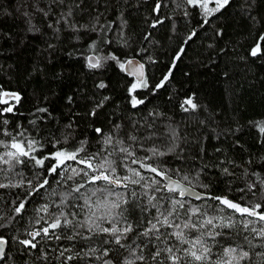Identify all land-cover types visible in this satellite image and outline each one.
<instances>
[{"label": "trees", "instance_id": "16d2710c", "mask_svg": "<svg viewBox=\"0 0 264 264\" xmlns=\"http://www.w3.org/2000/svg\"><path fill=\"white\" fill-rule=\"evenodd\" d=\"M68 7L73 11L71 19L83 26L78 32L61 19ZM262 36L264 0H229L211 15L187 5L186 0H64L63 4L56 0H0V109L15 105L11 113L0 112V122L7 121L0 123V128L13 134L23 131L26 135L20 139L39 141L43 148L35 153L37 156L55 151L52 141H60L56 147L69 149L78 141H86V151L95 153L105 147V135L115 133L126 144L130 143L128 135H135L137 156L151 155L141 149V144L144 149L160 148L166 154L147 163L167 169L169 175L185 184L182 177L187 175L192 181L189 186L211 197L226 196L242 204L264 203V186L259 183L264 179V133L260 131L264 125ZM93 43L94 49L90 48ZM257 43L262 54L253 57L250 52ZM92 54L100 58V68L88 66L87 57ZM112 55L120 61L139 58L144 63L148 87L135 93L144 100L143 104L132 107L128 87L133 79L121 71L117 61L104 59ZM169 71L171 75L163 87L156 88ZM100 83L106 87L99 88ZM4 93L18 94L20 99L4 104ZM188 99H192L195 109L185 103ZM93 110L95 115H91ZM96 128L102 129V134L96 133ZM0 140L9 142L10 138L0 134ZM6 150L0 147V153ZM108 158L116 161L120 175L126 174L118 154ZM48 163L45 161V167ZM43 171L29 163L7 176L0 174V182L19 181L21 176L16 173L25 180L31 179L34 173ZM250 183H256L255 196L239 191ZM49 184L47 190L41 189L43 196L37 194L28 199L20 215L15 213L12 202L19 204L25 189H0V224L4 225L0 235L9 243L2 264H65L64 257H60L65 249L70 250L64 252L65 256H74L66 264H102L91 255L76 258V253L83 255L90 247L96 249L97 256L107 248L109 255L103 259L112 264H124L125 259L132 258L127 248L102 243L112 238L103 233L91 234L87 227L77 228L82 235L74 240L64 239L63 235L59 240L38 237L35 249L20 244L19 240L31 238L29 232L47 226L45 220L51 222L47 214L38 213L37 209L47 203L53 205L49 212L57 211L54 202L60 203L61 194L69 191L73 182L65 184L53 175ZM133 187L138 194L143 192L132 185L116 191L130 192ZM190 204L209 216H228V211H218V201L212 199H190ZM123 207L127 209L124 216L134 227L138 221L143 225L156 215V209L150 208L143 197L138 201L129 197ZM77 211V217L69 218L76 222L88 219L86 209ZM41 216L44 219L36 223ZM233 219L236 226L222 230L224 239L217 237L221 244L239 242L244 235L251 238L242 230L240 218ZM101 224L109 226L106 221ZM56 233L61 235V230ZM64 234H71L70 230H64ZM89 235L91 239L82 238ZM135 237L136 232L130 233L122 243L135 247L144 239L140 237L133 243ZM253 243L261 241L256 239ZM159 246L164 247L162 243ZM151 247L144 250L145 255ZM218 251L219 245L213 247L214 253ZM251 251L255 260V252L262 249Z\"/></svg>", "mask_w": 264, "mask_h": 264}, {"label": "snow or ice", "instance_id": "6c2138e0", "mask_svg": "<svg viewBox=\"0 0 264 264\" xmlns=\"http://www.w3.org/2000/svg\"><path fill=\"white\" fill-rule=\"evenodd\" d=\"M56 2L63 4L64 0H56ZM210 2L212 0H186L187 5L203 9L205 15L219 11L229 3V0H214L215 7L209 9L208 4ZM158 9L159 5H157L155 10L158 11ZM40 11L43 10L41 9ZM44 15L47 16L48 13L44 12ZM72 15V8L68 7V11L61 14V19L67 27L78 32L83 26H78L71 19ZM260 40L264 41V36L260 37ZM95 47V43L90 45L92 49ZM260 54H262L261 45L257 43L251 49L250 55L255 57ZM104 59L117 61L121 71L133 77V81L128 87L132 107L143 104L144 100L138 99L135 93L139 88L148 87L143 71L145 66L138 64L132 59L120 61L114 55L106 56ZM87 60L90 68H100L102 66L99 57L89 56ZM170 75L171 71L155 87H163L164 81ZM98 87L104 88L106 85L100 83ZM3 95L17 102L20 99L18 94L4 93ZM3 102L8 103L7 100ZM185 103L191 105L193 109L196 108L192 99L186 100ZM100 106L102 105H97V107ZM14 108L15 105H10L4 109H0V112L11 113L14 111ZM39 111H46V109H39ZM91 115H95V110H93ZM0 123L7 124V121ZM260 131L264 133V125L260 126ZM95 132L102 134V129L96 128ZM0 134L10 138L9 142L0 140V147L7 149L0 153V165L5 166L0 167V174L7 176V173L15 172L18 166H27L29 163L34 167L44 169L43 172L34 173L31 179L25 180L21 173H16L21 176L19 181L15 183L11 181L9 183L0 182V189L9 187L25 189L24 198L19 204H16L15 201L12 202L15 205L14 211L17 215H20L24 211L30 197L37 194L44 195L41 189L47 190L50 187V176L55 175L59 177L65 184L69 181L73 182L70 190L61 194L60 203L55 204L54 202V207L57 211L49 212L50 207L53 205L47 203L37 209L38 213L47 214L51 222L49 223L45 220L44 222L47 226H42L35 231L29 232L30 239L19 240V243L25 247L35 249L37 243L34 241L38 237H51L59 240L63 235L64 239L74 240L76 236L82 235L76 229L87 227L88 232L91 234L103 233L112 238L111 241L105 240L102 243H114L121 248H127L132 258L125 259L124 264H145V261L148 264H243L245 261H250L251 264H256L259 261V264H264V203L245 202L242 204L230 200L226 196L208 197L195 193L188 186L192 181L187 175L182 177V180L187 182L185 184L181 180H174L169 175L167 169L161 168L159 165L147 163V161L153 160L155 157L166 154L160 148L152 146L144 149L141 144V149L151 153V155L137 156V149L135 147L137 137L135 135H128L127 139L130 143L127 144L124 139L119 138L115 133L105 135L102 139V144L105 147H102L100 151L95 153H88L86 151V141H78L71 149L56 147L60 141H52L51 143H53L56 150L50 152L48 155L41 154L37 156L35 153L38 151L42 152L43 145L35 139H20L19 137H25V132L18 131L13 134L7 129L0 128ZM114 136L116 137L115 139ZM171 150L172 146H169L168 151ZM81 153H84V155H81ZM113 154H118L120 167L125 170L126 174L120 175L117 171L116 161L108 158L113 156ZM45 161H49L47 167H45ZM73 165H77L78 167H74ZM131 165H137V167H132ZM69 172V175L64 176V173ZM145 172L152 175L146 176ZM225 172H227V169H225ZM77 177H81V179L77 180ZM57 183H60V180ZM259 183L264 186V179H260ZM88 185H93L94 187L88 188ZM130 185L138 186L143 189V192L138 194L135 187L130 192L116 191V189L127 190ZM81 189L85 191L82 192ZM255 189L256 183H250L246 185V188L239 189V191L242 193L248 191L255 196ZM157 193L160 194L159 197ZM17 195L19 197V194ZM129 197L133 201H138L143 197L150 208L156 209V215L152 219L147 220L143 225L138 221L134 227L128 221V218L124 216V212L127 209L123 206L129 203ZM192 198L218 201V211L221 213L228 211V216H209L206 211H201L200 207L191 206L190 199ZM79 201H83V203L81 204ZM165 203H167V207L164 206ZM65 207L72 208L73 210L65 211ZM77 209L81 212L85 209L87 210L88 219L86 221L76 222L74 219L69 218H75L79 215ZM142 210L147 211L148 208ZM97 213L102 214L97 215ZM234 216L240 218L239 224L242 230L250 233L251 238L248 235H244L239 242L221 244L217 240V237L224 239L226 234L222 230L225 228L232 229L236 226L237 221L233 219ZM0 219H3V217L0 216ZM43 219L44 217L41 216L36 223H40V220ZM102 221H106L109 226L103 227ZM121 221H123V224ZM256 224H259L260 227H255L254 225ZM3 226L0 224V227ZM57 229L61 230V235H57ZM64 230H70L71 234L65 235ZM133 232H136L133 243H135V239L144 238L140 244H136L133 247L132 244L122 243V241H127L128 235ZM237 235L239 236V233ZM82 238L91 239V235L82 236ZM256 239H259L261 243H253ZM169 240H172L173 243H169ZM209 240L212 241L211 244ZM160 243L164 247H160ZM7 244L8 240L0 235V260L5 258V246ZM149 245H152V247L148 249L147 255H145L144 250ZM217 245H219V251L214 253L213 247ZM246 247L249 250H245ZM257 247L261 248L262 251L255 252L254 260L251 250ZM65 251L70 250L65 249L61 251L60 257H64L66 264L67 261H72L74 256L72 254L65 256ZM89 255L97 260H101L102 264H112L111 260L103 259L104 256L109 255L107 248L99 256L96 255V249L91 247L83 255L80 253L75 254L78 259H84Z\"/></svg>", "mask_w": 264, "mask_h": 264}, {"label": "water", "instance_id": "95a60500", "mask_svg": "<svg viewBox=\"0 0 264 264\" xmlns=\"http://www.w3.org/2000/svg\"><path fill=\"white\" fill-rule=\"evenodd\" d=\"M90 56H94V57H97L96 55H94V54H92V55H90ZM132 60H134L135 62H137L138 64H143L144 65V63L139 59V58H131ZM145 66V65H144ZM144 73H145V77H146V67H144ZM127 75V74H126ZM128 76V75H127ZM129 78H131V79H133V77H130V76H128ZM10 94H13V93H10ZM5 100H7L8 101V103H4L3 101H5ZM2 102L4 103V104H9V103H13V102H17V101H15L14 99H11L10 97H5L4 95L2 96ZM174 180H178V179H176V178H174V177H172ZM182 182V181H181ZM182 183H184V182H182ZM189 186V185H188ZM189 187H191V186H189ZM192 188V190L195 192V193H197V194H203V195H206V196H208V197H211V196H209V195H207V194H205V193H203V192H201V191H199L198 189H195V188H193V187H191ZM183 199V198H182ZM191 200H194V201H197V202H201V201H204V200H197V199H194V198H192ZM8 248H9V243L5 246V253H6V255H5V258L3 259V260H0V264H2L4 261H5V259H6V256H7V253H8Z\"/></svg>", "mask_w": 264, "mask_h": 264}, {"label": "rangeland", "instance_id": "374dc122", "mask_svg": "<svg viewBox=\"0 0 264 264\" xmlns=\"http://www.w3.org/2000/svg\"><path fill=\"white\" fill-rule=\"evenodd\" d=\"M214 7H215V2H214V0H212V2H210V3L208 4V8L211 9V8H214ZM224 7H225V6H224ZM224 7H223V8H224ZM221 9H222V8H221ZM221 9H220V10H221ZM214 13H216V12H214ZM214 13H209L208 15H211V14H214Z\"/></svg>", "mask_w": 264, "mask_h": 264}]
</instances>
